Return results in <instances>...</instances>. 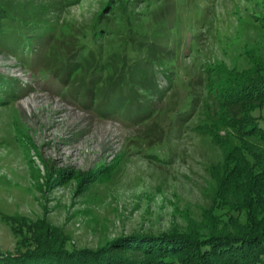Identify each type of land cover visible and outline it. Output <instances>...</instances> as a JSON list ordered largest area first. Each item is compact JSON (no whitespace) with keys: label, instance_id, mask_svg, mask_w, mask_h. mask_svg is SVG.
<instances>
[{"label":"rangeland","instance_id":"1","mask_svg":"<svg viewBox=\"0 0 264 264\" xmlns=\"http://www.w3.org/2000/svg\"><path fill=\"white\" fill-rule=\"evenodd\" d=\"M1 1L22 19L56 30L49 52L59 59L79 44V35L92 25L106 0ZM263 2L130 0L129 9L145 38L171 42L182 37L180 68L193 76L198 93L201 86L197 84L206 77L202 67L224 63L244 68L247 50L264 58V29L254 22L260 11L254 5ZM142 11L148 15L138 14ZM197 13L203 15L202 24L196 21ZM192 25H201L204 32L197 43L198 53L187 46ZM0 77L25 88L13 102L0 105L2 251L17 253L20 245L19 233H14L2 214H18L30 222L48 220L69 236L68 248L95 249L121 235L183 229L187 216L200 219L203 208L209 207L214 184L210 165L220 160L222 149L197 122L213 111L208 96H199L209 104L197 107L199 118L194 115L185 124L172 126L165 137L151 121L133 126L98 116L64 93L66 84L58 89L51 72L41 67L33 70L2 49ZM169 97L162 101L163 109L169 107ZM162 141L156 147L160 159L134 149L153 148ZM111 165L116 169L110 179L79 187V181L72 178ZM47 166L66 169L68 174L48 185Z\"/></svg>","mask_w":264,"mask_h":264},{"label":"trees","instance_id":"2","mask_svg":"<svg viewBox=\"0 0 264 264\" xmlns=\"http://www.w3.org/2000/svg\"><path fill=\"white\" fill-rule=\"evenodd\" d=\"M129 1H104L92 25L79 35V44L55 59L49 46L56 30L22 19L0 0V49L33 70L51 72L58 89L66 84L64 93L98 116L133 126L151 121L165 137L172 126L194 115L199 118L197 107L208 104L199 96H208L213 111L197 122L222 149L220 160L210 165L211 203L200 219L187 216L183 229L121 235L95 249L68 248L69 236L48 220L30 222L25 216L2 214L19 233L20 245L17 253L0 249V264H264V58L247 50L244 68L224 63L202 67L206 77L196 93L193 76L180 68L182 37L171 42L145 38ZM254 6L260 8L254 22L264 29V4ZM197 15L202 24L203 15ZM201 30V25H192L187 31L192 52L198 53ZM24 90L0 77V105L13 102ZM165 97L169 107L163 109ZM162 143L134 149L159 158L156 147ZM46 168L48 185L68 174L66 169ZM115 169L99 167L91 175L72 178L82 187L110 179Z\"/></svg>","mask_w":264,"mask_h":264}]
</instances>
